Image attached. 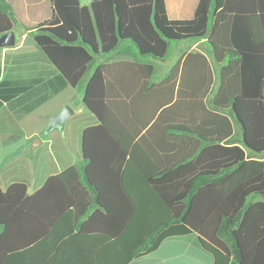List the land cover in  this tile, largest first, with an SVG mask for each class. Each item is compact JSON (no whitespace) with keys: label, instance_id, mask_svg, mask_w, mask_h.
Returning <instances> with one entry per match:
<instances>
[{"label":"trees","instance_id":"trees-1","mask_svg":"<svg viewBox=\"0 0 264 264\" xmlns=\"http://www.w3.org/2000/svg\"><path fill=\"white\" fill-rule=\"evenodd\" d=\"M51 8L34 41L63 86H79L95 56L115 55L121 41L134 61L94 68L82 100L97 124L83 132V163L46 182L80 178L97 210L82 223L85 214L74 217L70 234L44 238L67 208L41 214L25 184L0 189V264H128L189 233L213 264H264V0H199L187 20L169 19L165 0H51ZM12 29L0 5V35ZM201 40L211 59L188 52L152 81L170 41ZM4 87L0 107L11 105ZM99 210L102 230L81 242ZM75 229L85 255H58Z\"/></svg>","mask_w":264,"mask_h":264},{"label":"crops","instance_id":"crops-1","mask_svg":"<svg viewBox=\"0 0 264 264\" xmlns=\"http://www.w3.org/2000/svg\"><path fill=\"white\" fill-rule=\"evenodd\" d=\"M198 1L165 0L169 19H190ZM0 5L7 7L15 35L14 46L0 48V83H5L1 92L3 95L5 91H12L9 99L11 105L4 101L0 107V189L6 191L13 183L25 184L27 196L36 194V205L40 213L42 211L41 214L48 210L56 211V206L67 208L64 215L53 222L44 238L49 233L60 235L64 232L68 235L70 233L66 232L72 230L74 217L85 214L78 221L82 223L97 210L96 206L90 208L93 193L76 176L69 178L68 186L61 185L60 180H53L52 184L46 182L68 168L83 163V132L87 127L97 124L82 100L85 84L94 68L113 61H134V53L130 42L121 41L115 52L117 58L95 56L93 65L79 86H63L58 70L34 41V26L48 20L52 14L51 0H0ZM201 42L204 41H197ZM188 52L202 53L196 50ZM167 74L164 72L161 79L152 81L159 82ZM33 104H37L34 109L24 112ZM66 105L72 108L73 116L62 129L47 130L51 118ZM70 201H73V205L68 207L66 203ZM114 210L117 212L110 219L112 217L115 223H121L123 204H116ZM99 211L94 220L86 224V234H82L81 242L102 230V221L107 217L105 211ZM76 233L75 229L72 235L63 240L69 243L62 246V253L58 255L66 258L85 255L84 244L74 243V237H71ZM55 255L56 250H53L47 258ZM213 263L212 255L201 248L198 235L189 233L164 239L153 252L135 257L128 264Z\"/></svg>","mask_w":264,"mask_h":264},{"label":"rangeland","instance_id":"rangeland-1","mask_svg":"<svg viewBox=\"0 0 264 264\" xmlns=\"http://www.w3.org/2000/svg\"><path fill=\"white\" fill-rule=\"evenodd\" d=\"M195 50L201 51L204 55L211 59V53L209 52L208 47L204 42L197 43V41H170L168 53L164 57V61L156 63L152 79L154 81L161 79L164 72L168 73L176 60L180 59L188 51ZM112 58L117 57L113 55Z\"/></svg>","mask_w":264,"mask_h":264},{"label":"water","instance_id":"water-1","mask_svg":"<svg viewBox=\"0 0 264 264\" xmlns=\"http://www.w3.org/2000/svg\"><path fill=\"white\" fill-rule=\"evenodd\" d=\"M15 45V35L13 31H9L0 35V48L12 47ZM74 114L72 108L68 105L64 106L62 110L50 120L47 130L62 129L65 122Z\"/></svg>","mask_w":264,"mask_h":264},{"label":"built area","instance_id":"built-area-1","mask_svg":"<svg viewBox=\"0 0 264 264\" xmlns=\"http://www.w3.org/2000/svg\"><path fill=\"white\" fill-rule=\"evenodd\" d=\"M84 1H86V2L90 3L92 0H84Z\"/></svg>","mask_w":264,"mask_h":264}]
</instances>
